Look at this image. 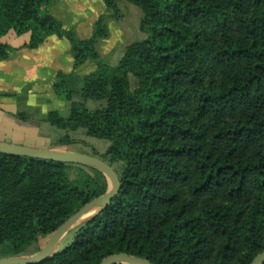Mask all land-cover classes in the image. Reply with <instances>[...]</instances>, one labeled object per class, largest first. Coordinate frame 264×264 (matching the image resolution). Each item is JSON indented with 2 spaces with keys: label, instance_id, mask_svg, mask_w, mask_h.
<instances>
[{
  "label": "trees",
  "instance_id": "trees-1",
  "mask_svg": "<svg viewBox=\"0 0 264 264\" xmlns=\"http://www.w3.org/2000/svg\"><path fill=\"white\" fill-rule=\"evenodd\" d=\"M56 1L0 0V60L11 33H28L27 48L67 39L73 69L98 59L119 0H103L109 15L84 39L49 13ZM126 1L141 10L144 39L115 65L97 61L78 90L57 73L53 90L69 113L46 114L51 126L110 141L102 156L119 164L120 189L69 245L33 264H99L117 253L250 264L264 248V0ZM74 94L104 105L88 109ZM107 190L94 167L0 152V257L24 253Z\"/></svg>",
  "mask_w": 264,
  "mask_h": 264
},
{
  "label": "crops",
  "instance_id": "crops-1",
  "mask_svg": "<svg viewBox=\"0 0 264 264\" xmlns=\"http://www.w3.org/2000/svg\"><path fill=\"white\" fill-rule=\"evenodd\" d=\"M48 11L64 28H73L80 39L91 36L94 22L99 15H109L103 0H57L49 6ZM120 20L122 14L119 19L107 18L108 35L96 41L98 59H89L76 69H73V58L67 39L51 34L38 47L27 48L23 44L29 39L28 33H11L8 38L11 49L7 57L0 60V113L5 115L17 112V109H8L7 105L10 103L6 102L15 98L29 103L40 98L44 105L53 101L57 97L53 90L57 73L65 74L67 86L78 90L76 86L81 83L83 76L95 69L97 61L106 60L109 63V60H119L130 41L127 40L126 32L119 27L113 34L108 22L118 23ZM23 91L24 94L21 95ZM5 143L12 144L9 141ZM52 147L48 145L43 148L53 149ZM54 150L69 151L65 148Z\"/></svg>",
  "mask_w": 264,
  "mask_h": 264
},
{
  "label": "rangeland",
  "instance_id": "rangeland-1",
  "mask_svg": "<svg viewBox=\"0 0 264 264\" xmlns=\"http://www.w3.org/2000/svg\"><path fill=\"white\" fill-rule=\"evenodd\" d=\"M117 7L122 14V20L118 23L108 22L113 31L112 33L114 34L115 30L119 27L126 32L128 37L127 40H129L130 43L144 39L145 34L139 30V19L141 16L140 8L126 0L117 1ZM117 62L118 59L109 60V63L112 65H115ZM81 85L82 81L76 86L77 89L80 88ZM22 94H24V91L21 92V95ZM56 95L57 97L51 102L48 101L47 105H44L40 98L30 103L25 100L20 102V100L16 98L7 100L6 102L10 103L7 105L8 109H17V112L13 114L6 113L5 115L4 113H0V142L9 141L14 145L36 149H44L43 147L51 145L53 149L65 148L70 152L92 155L104 160L102 155L110 144L109 140L87 135L85 129L82 127L66 131L51 126L47 122L46 114L48 110H57L61 116H68L70 102L66 101L61 95ZM40 96L41 95H38V97ZM32 97H36V95H32ZM72 101L84 102L85 107L88 109H95L104 105L103 100H83L78 94L72 95ZM68 139L70 141H68ZM112 167L117 169L119 168V164H113ZM77 228L78 225L67 230L57 241L52 252L59 251L69 245L73 240V235ZM47 239L48 237H40L19 256H30L36 253L41 249Z\"/></svg>",
  "mask_w": 264,
  "mask_h": 264
},
{
  "label": "water",
  "instance_id": "water-1",
  "mask_svg": "<svg viewBox=\"0 0 264 264\" xmlns=\"http://www.w3.org/2000/svg\"><path fill=\"white\" fill-rule=\"evenodd\" d=\"M0 152L45 160L62 161L71 164L87 165L101 171L106 176L108 181L107 192L91 199L74 213H72L69 217H67V219H65L61 225L50 234L39 251L30 256L0 257V264H33L44 260L51 253H53L52 249L57 241L77 220L85 216L88 212L98 208L95 214L87 218L85 221L96 215L101 208L109 204L111 199L118 193L120 189V181L114 168L106 161L96 156L54 149H36L5 142H0ZM119 263L152 264L146 259L125 253L108 255L104 257L99 264ZM250 264H264V248L252 259Z\"/></svg>",
  "mask_w": 264,
  "mask_h": 264
},
{
  "label": "bare ground",
  "instance_id": "bare-ground-1",
  "mask_svg": "<svg viewBox=\"0 0 264 264\" xmlns=\"http://www.w3.org/2000/svg\"><path fill=\"white\" fill-rule=\"evenodd\" d=\"M97 209L98 208L94 209L93 211L88 212L85 216H83L82 218H80L79 220H77L69 229H72V228L76 227L77 225L79 226L82 223H84L87 218H89L90 216H92L93 214H95V212L97 211Z\"/></svg>",
  "mask_w": 264,
  "mask_h": 264
}]
</instances>
